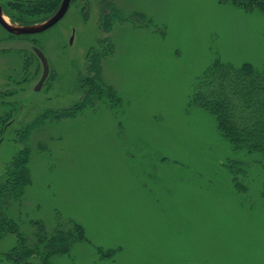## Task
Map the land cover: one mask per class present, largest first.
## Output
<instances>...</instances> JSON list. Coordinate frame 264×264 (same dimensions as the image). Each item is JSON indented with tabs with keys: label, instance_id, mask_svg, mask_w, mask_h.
I'll use <instances>...</instances> for the list:
<instances>
[{
	"label": "rangeland",
	"instance_id": "1",
	"mask_svg": "<svg viewBox=\"0 0 264 264\" xmlns=\"http://www.w3.org/2000/svg\"><path fill=\"white\" fill-rule=\"evenodd\" d=\"M103 1L72 0L59 23L25 38L0 26V120L11 114L0 179L21 149L32 151V184L10 208L20 231L35 245L38 222L49 234L83 226L86 238L50 264H264V158L235 149L191 102L217 59L264 68V13L232 0H108L129 19L106 32ZM106 38L103 78L120 102L47 122L23 145L22 124L82 99L87 54L103 40L104 53ZM33 44L51 71L39 91ZM16 244L0 238V264H17L7 257Z\"/></svg>",
	"mask_w": 264,
	"mask_h": 264
},
{
	"label": "trees",
	"instance_id": "2",
	"mask_svg": "<svg viewBox=\"0 0 264 264\" xmlns=\"http://www.w3.org/2000/svg\"><path fill=\"white\" fill-rule=\"evenodd\" d=\"M234 4L247 11L260 10L264 13V0H232ZM63 0H4L6 14L14 24L35 25L50 19L59 10ZM127 15L112 1L102 2L100 21L106 32L126 20ZM129 19V18H128ZM33 36V35H32ZM104 53V40L97 49L87 54L85 95L68 108L44 110L17 130L19 141L24 145L31 139L32 133L47 122L63 121L78 117L87 108L96 107L100 100L116 106L121 98L115 87L108 85L103 78L102 61L113 51L110 38ZM12 93V92H11ZM9 93V97L11 98ZM7 96V95H6ZM7 103V109L15 107ZM191 102L211 114L222 136L235 149L261 154L264 158V68L259 70L250 63L235 67L230 63L215 60L204 71L191 97ZM1 118L0 135L9 112ZM16 132V134H17ZM3 136H0L2 141ZM31 148L26 145L11 160L0 179V238L9 234L17 238L16 246L7 254L8 259L17 264H26L35 257L50 264L53 255L68 254L73 244L84 240L85 231L81 224H73L69 231L59 229L49 234L44 224L37 223V243L29 244L27 237L20 231L18 222L10 214L11 206L21 202L27 188L32 184L30 169ZM237 180V177L234 178ZM236 186L241 187L238 181ZM245 189V187H242Z\"/></svg>",
	"mask_w": 264,
	"mask_h": 264
},
{
	"label": "water",
	"instance_id": "3",
	"mask_svg": "<svg viewBox=\"0 0 264 264\" xmlns=\"http://www.w3.org/2000/svg\"><path fill=\"white\" fill-rule=\"evenodd\" d=\"M72 0H63L59 10L56 12L54 16H52L50 19L46 20L45 22L35 24V25H29V26H16L12 23L5 20L1 8H0V24L4 29H6L8 32L17 34V35H34V34H40L44 31L49 30L50 28L54 27L57 23H59L67 14L69 7L71 5ZM35 53L37 54L38 58L41 60V63L43 65V74L38 82V84L35 87L36 91H39L47 78L50 74V67L47 58L43 54V52L39 48H35Z\"/></svg>",
	"mask_w": 264,
	"mask_h": 264
},
{
	"label": "flooded vegetation",
	"instance_id": "4",
	"mask_svg": "<svg viewBox=\"0 0 264 264\" xmlns=\"http://www.w3.org/2000/svg\"><path fill=\"white\" fill-rule=\"evenodd\" d=\"M3 2H4V0H0V8H1V12H2V14H3V16H4V18H6L7 19V17H8V15L6 14V11H5V9H4V5H3ZM9 18V17H8ZM9 20L10 21H8V22H10V23H12L13 25H16V26H21V25H18V24H14L12 21H11V19L9 18ZM0 26L2 27V25L0 24ZM3 28V27H2ZM4 29V28H3ZM5 31H7L6 29H4ZM8 32V31H7ZM8 34L11 36V37H16V38H25V37H29V36H32V35H17V34H13V33H10V32H8ZM23 40V39H22ZM35 40V39H34ZM1 41L2 40H0V43H1ZM33 42H36V41H33ZM37 46H36V44H33L32 45V52L34 53V56H35V58L36 59H38V61H40L41 62V60L38 58V56H37V54L35 53V48H36ZM38 48V47H37ZM9 50H11V49H9ZM9 50H7V51H9ZM21 51H23V52H25L23 49H21ZM0 52H5V49H2V50H0ZM41 79V78H40ZM36 87V86H35ZM35 89V88H34ZM9 93L10 92H7V93H5V97H4V99H3V103L4 104H7L8 102L10 103V101L8 100H6V99H10V97H9ZM7 95V96H6ZM0 97H1V93H0ZM2 98V97H1ZM6 100V101H5ZM0 125H1V120H0ZM7 127L5 126V128L4 129H6ZM5 131V130H4Z\"/></svg>",
	"mask_w": 264,
	"mask_h": 264
}]
</instances>
